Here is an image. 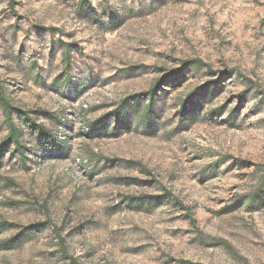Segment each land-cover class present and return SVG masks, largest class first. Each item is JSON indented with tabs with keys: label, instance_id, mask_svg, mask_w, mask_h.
Masks as SVG:
<instances>
[{
	"label": "rangeland",
	"instance_id": "374dc122",
	"mask_svg": "<svg viewBox=\"0 0 264 264\" xmlns=\"http://www.w3.org/2000/svg\"><path fill=\"white\" fill-rule=\"evenodd\" d=\"M0 94V264H264V0H0Z\"/></svg>",
	"mask_w": 264,
	"mask_h": 264
},
{
	"label": "trees",
	"instance_id": "16d2710c",
	"mask_svg": "<svg viewBox=\"0 0 264 264\" xmlns=\"http://www.w3.org/2000/svg\"><path fill=\"white\" fill-rule=\"evenodd\" d=\"M195 62H197V63H199V65H201L200 61H195ZM188 64H189V62L181 63L179 71L180 70L182 71L183 69H190ZM69 85L70 86L73 85L71 83V77L70 76L68 77L65 86L69 87ZM160 86H161V82L160 81L156 82L154 84V86L151 87V89L147 92V94L148 95L154 94L155 91L160 89ZM0 105L2 107L3 112L6 114V117H7V125H6V128L8 129V133L6 135L7 141L9 143H12L13 145H15L14 146L15 148L22 150L21 143H20V128L17 127L16 125H14V123L12 122V118H11L13 108L11 107V105L8 103L7 99L4 98V96L2 94H0ZM122 109H123V106L120 104L118 106V108L114 111V113L117 114V113L121 112ZM16 112H17V115L19 116V118L22 119L23 122H25L27 125L33 126V123L30 121L28 116H26L24 113H21L18 110H16ZM88 129H89V127H88ZM89 131H90V129H89ZM45 132L46 131H44V130L38 129V133L46 134ZM48 136L50 138V141L52 140L53 143L51 145H48L45 148H43L44 151L48 152V150H51V151H54L57 155L62 154L63 151L59 149L60 148L59 146H60V143L62 144L63 142H58L54 137L50 136L49 134H48Z\"/></svg>",
	"mask_w": 264,
	"mask_h": 264
},
{
	"label": "built area",
	"instance_id": "2783aa9c",
	"mask_svg": "<svg viewBox=\"0 0 264 264\" xmlns=\"http://www.w3.org/2000/svg\"><path fill=\"white\" fill-rule=\"evenodd\" d=\"M71 83L72 84H74L75 82H73V80L71 79ZM70 86V85H69ZM74 86L75 85H72V86H70V90H73V92H74ZM59 125L63 128V127H65V124L62 122V121H59ZM55 135H56V137H54L58 142H62V141H64V139H65V137H63V134L62 133H60V132H58V133H55ZM82 160V162L83 163H85V164H87V161L86 160H84V159H81Z\"/></svg>",
	"mask_w": 264,
	"mask_h": 264
}]
</instances>
